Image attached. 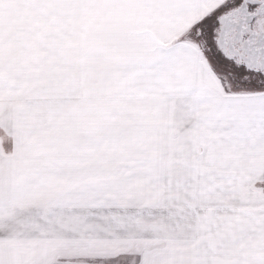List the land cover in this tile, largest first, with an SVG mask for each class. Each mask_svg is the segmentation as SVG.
Instances as JSON below:
<instances>
[{
    "label": "snow or ice",
    "instance_id": "1",
    "mask_svg": "<svg viewBox=\"0 0 264 264\" xmlns=\"http://www.w3.org/2000/svg\"><path fill=\"white\" fill-rule=\"evenodd\" d=\"M0 264H264V0H0Z\"/></svg>",
    "mask_w": 264,
    "mask_h": 264
}]
</instances>
